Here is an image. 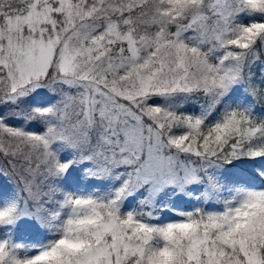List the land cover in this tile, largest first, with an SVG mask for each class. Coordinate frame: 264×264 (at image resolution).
<instances>
[{
    "label": "snow or ice",
    "instance_id": "6c2138e0",
    "mask_svg": "<svg viewBox=\"0 0 264 264\" xmlns=\"http://www.w3.org/2000/svg\"><path fill=\"white\" fill-rule=\"evenodd\" d=\"M0 264H264V0H0Z\"/></svg>",
    "mask_w": 264,
    "mask_h": 264
}]
</instances>
